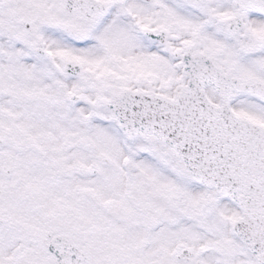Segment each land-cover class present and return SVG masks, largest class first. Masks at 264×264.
Masks as SVG:
<instances>
[{
  "label": "snow or ice",
  "instance_id": "obj_1",
  "mask_svg": "<svg viewBox=\"0 0 264 264\" xmlns=\"http://www.w3.org/2000/svg\"><path fill=\"white\" fill-rule=\"evenodd\" d=\"M0 264H264V0H0Z\"/></svg>",
  "mask_w": 264,
  "mask_h": 264
}]
</instances>
